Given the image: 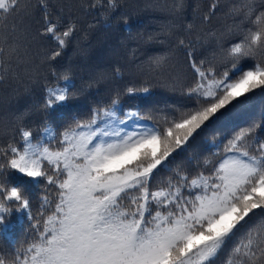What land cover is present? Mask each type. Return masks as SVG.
I'll return each instance as SVG.
<instances>
[{"label":"snow or ice","instance_id":"snow-or-ice-1","mask_svg":"<svg viewBox=\"0 0 264 264\" xmlns=\"http://www.w3.org/2000/svg\"><path fill=\"white\" fill-rule=\"evenodd\" d=\"M122 3L90 0L82 7L98 10L105 26L112 27V22L128 24L124 15L113 17ZM20 6L21 0H0V23ZM52 7L50 0H36L27 11L41 14L38 35L52 44L41 62L55 83L45 80L43 100L36 106L44 119L33 128L23 123L31 113L18 115V141L15 129L0 130V237L7 234L13 210L27 216L33 230L11 258L0 254V264H216L228 241L237 237L226 264H264V138L258 135L264 121H253L221 142L212 152L215 162L206 158L194 174L177 169L156 182L161 171H172L173 153L185 150L213 117L219 120L217 113L224 115L229 105L246 106L247 94L264 89V0H238L228 12L234 23L220 35L210 33L225 64L220 71L214 61L196 55L198 44L190 38L195 20L184 25V35L175 39L192 74L191 83L181 88L190 103L164 115L162 127L141 123L144 114L121 107L122 96L150 89H121L129 69L119 62L96 69L87 82L88 89L111 85L108 102L59 126L47 119L86 90L77 88L71 67H56L79 29L49 11ZM184 7L185 0H175V12ZM220 10L221 0H211L201 23L209 24ZM225 39L231 41L228 47ZM19 49L0 34V85L19 81L17 70L26 63ZM135 53L132 49L130 60ZM245 59L254 63L242 69ZM169 60L153 57L148 69L159 72ZM135 69L143 72V63ZM23 71L37 82L35 69ZM4 136H9L6 142ZM15 175L25 179L13 182ZM29 184L44 186L35 215Z\"/></svg>","mask_w":264,"mask_h":264},{"label":"trees","instance_id":"trees-1","mask_svg":"<svg viewBox=\"0 0 264 264\" xmlns=\"http://www.w3.org/2000/svg\"><path fill=\"white\" fill-rule=\"evenodd\" d=\"M90 0H50L52 8L49 11H58L64 21L77 23L78 32L73 42L69 45L64 55L56 62L58 70L71 67L73 79L78 89H86L76 99L69 102L68 106L52 112L47 119L59 126L72 115L87 116L91 107L97 103L109 101L112 92L111 85L101 84L88 89L87 82L96 69H103L108 65L119 62L129 72L125 74L119 86H148L147 94L138 93L135 96H122L121 107L123 110H138L145 115L141 123L163 126V116L170 115L175 108L189 105L190 101L181 93V88L190 84L192 74L187 65L182 49L176 47L177 35H184L183 27L186 23L195 20L193 35L190 37L197 42L196 55L214 61L217 71L225 67L215 38L210 33L217 35L226 31L234 23L228 14L229 8L238 0H221V10L209 24H202L200 18L207 11L211 0H185L182 13L174 10L175 0H123L121 8L113 17L124 15L128 24L112 22V27H106L100 18L98 10H85L83 4ZM36 0H21L19 11L0 23V34L6 37L7 42L20 45V58L25 60L17 70L19 81L9 79L0 85V130L15 129L18 141V127L20 123L16 117L21 113H31L23 123L35 128L44 116L36 110L44 96V82L52 81L51 69L47 63H42V58L51 50V42L38 35L41 28L39 20L41 14L37 11L28 15ZM96 26L89 30V24ZM14 29V31H13ZM130 30V31H129ZM86 34V38H85ZM208 34V35H206ZM199 36V40L196 38ZM151 37V39H150ZM206 41V42H205ZM230 40H224L228 47ZM132 49L136 50L135 59L130 60ZM153 57H169L166 66L159 72L149 71L148 62ZM143 63L144 71L137 72L136 64ZM254 63L251 59L241 61L240 67L246 69ZM35 69L37 82L32 83L31 72L25 74L23 69ZM28 88L30 91H25ZM251 97L249 103L242 107L225 109L224 115L217 113L207 124L190 139L185 150L173 153L174 162L170 165L172 171L163 170L156 178V182L166 181L180 169L194 174L203 161L217 159L212 152L221 142L226 143L237 131L248 126L253 121H264V89L247 94ZM241 97L240 99H246ZM238 103V102H234ZM30 121L32 123H30ZM260 138H264V124L258 130ZM36 132L34 130V138ZM9 136H4L6 142ZM215 140V145L212 141ZM170 157V160L173 159ZM160 171V170H158ZM13 182L23 181L19 175L12 177ZM43 184L36 186L29 184L27 190L32 202L35 215L40 205V196ZM7 223L10 225L6 236L0 237V254L11 258L12 255L24 247L31 239L33 230L27 216L13 210ZM255 223V222H254ZM240 237L228 241L224 250L216 259V264H226L232 248L239 242Z\"/></svg>","mask_w":264,"mask_h":264}]
</instances>
